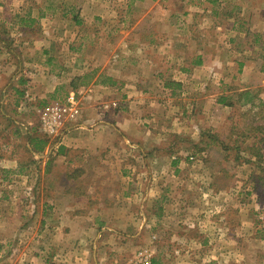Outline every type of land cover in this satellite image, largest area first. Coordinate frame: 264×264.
Instances as JSON below:
<instances>
[{"label":"crops","instance_id":"obj_1","mask_svg":"<svg viewBox=\"0 0 264 264\" xmlns=\"http://www.w3.org/2000/svg\"><path fill=\"white\" fill-rule=\"evenodd\" d=\"M22 2L25 34L0 37V244L12 239L0 264H130L150 235L151 264H264V128L227 147L237 112L264 111V0ZM62 91L80 94L83 113L51 146L33 109ZM112 101L126 108L103 113ZM212 154L231 157L229 177ZM34 179L36 255L15 239L34 230L14 221L16 189Z\"/></svg>","mask_w":264,"mask_h":264},{"label":"rangeland","instance_id":"obj_2","mask_svg":"<svg viewBox=\"0 0 264 264\" xmlns=\"http://www.w3.org/2000/svg\"><path fill=\"white\" fill-rule=\"evenodd\" d=\"M23 0H0V6L3 7V9L0 11V37H4L6 38L7 35H11V34H14L16 36H19V37H22L25 33L23 32L22 30V27L20 26V16H18L17 11H20V13H22V9H23V6H22V2ZM226 10V8H225ZM224 10V11H225ZM229 12V11H228ZM238 13V11H237ZM9 22L12 23V24H17L18 23V26H14L10 27V29L7 28L6 24ZM66 28L68 27L67 25H65ZM6 27V28H5ZM69 31V30H68ZM37 33H33V35L37 36L36 35ZM39 34V33H38ZM255 39H257L258 41V50H256V54H261L262 55V52H264V50L262 49L264 46V35H259L258 37H256ZM239 41V44L241 47H244L246 48L248 45H251V41H252V37H248V36H243L241 39L238 40ZM0 46H6V45H0ZM15 49V52L17 54L18 49L14 48ZM84 53V52H83ZM3 63H5L6 60H2ZM260 66H263L264 65V60H262L260 62ZM6 65V64H5ZM6 67V66H5ZM47 67V66H46ZM53 68V67H51ZM55 68V66H54ZM50 69V67H49ZM241 81V80H240ZM16 82H13L12 84H14ZM76 85H78V81L76 80L75 81ZM229 85V84H227ZM69 92H60L58 94V98H54V99H51V100H47L45 104H42V105H38L35 109H33L34 113L36 114L35 116L33 115V123H34V127L37 129V132L39 133L38 131V128H39V119H38V109H40L41 107L53 102V101H63L68 95ZM114 102V101H112ZM118 102V101H116ZM119 105H120V109L119 110H124L126 108V105L123 101L121 102H118ZM256 114H253V112H248L247 110H243L241 112H237L236 113V116L238 119V124L236 126V130L234 131V136H236V138H233V139H236V140H231V142L229 141L228 144H227V147H232V144L236 143L237 144V139H240L241 137V134L244 133V131H247L245 133H250L254 130H261L264 128V125H258L256 124L254 121H253V118L255 116H252V115H257V113L259 115H262L264 116V111H263V108L262 109H259V111L257 110V112H255ZM242 116V117H241ZM36 117V120L34 121V118ZM248 121V122H245ZM37 121V123H36ZM40 134V133H39ZM41 135V134H40ZM41 137L44 138L43 135H41ZM8 144H13L12 141H4L2 143L3 147L5 148H8L10 145H7ZM15 143V146L17 147H20V149H22L24 146H25V143L23 141H21L19 144L17 142H14ZM236 144H234L235 147ZM260 150V157L258 159H260L258 161L259 163V168H260V173L257 174L256 178L260 179L259 181L263 182L259 185V187H256L255 190H259L262 194L264 193V168L262 167V163L264 164V143L263 145L261 146H258ZM194 157V156H192ZM196 157V156H195ZM194 157V159H195ZM191 158V157H190ZM198 158V157H197ZM200 158V157H199ZM236 158V157H235ZM203 159V157H202ZM204 159H208V163H211L213 165H220L219 167H217V170H223V165L226 166V173H227V177L230 176V167L232 165L231 163V157L229 156H223L222 154L221 155H217V154H212V156H209L208 158H204ZM249 158H247L246 156H243V161L241 159H238V162L239 164H242L243 162L244 163H247ZM191 160V159H190ZM199 160V159H198ZM193 161H197L196 160H192L191 162ZM26 162V161H24ZM223 164V165H222ZM259 170V169H258ZM224 174V173H223ZM226 175L224 176V182H222L223 184L226 183L227 181V178ZM36 180L34 179V181H32L31 183V186L27 187V188H21V186H19L18 189H16V209L18 211L21 210L23 211V217L22 219L19 218V220H14L15 221V224L18 223V225L22 228H26V227H30L32 228L34 231V233L30 236H18L16 237V244L22 246L21 247V250L28 246L30 248V250L32 251L33 254H37L40 252L37 251L38 247L40 246V244L37 242L38 240V237L35 236L36 235V231H38V229H41L44 225L42 223V220L39 218L40 214L42 213V205L39 206V199L41 198L40 196V191L38 189V186L36 185ZM34 183V184H33ZM5 191V190H3ZM264 202V200L262 201ZM6 207V206H5ZM37 211L39 213V215H37ZM6 213V209H1L0 213ZM20 212V214H22ZM16 214V213H15ZM256 215L259 217L258 218V222L260 224V226L258 227L260 229V237L261 239L257 238L258 239V242L255 243L256 245V249L257 247H259V250H263L264 249V206H260L257 210H256ZM4 224V223H3ZM2 225V223L0 224ZM162 228H165L164 226ZM216 238V237H215ZM2 241V244L0 245H3L5 246V248H7V243L9 242L8 240H12V239H7L6 236H4L3 238L1 237ZM7 240V242H6ZM157 238H152L151 235L149 236V242H144L142 243V248L139 249L135 254V258H133L134 260H132L130 262V264H133L135 262V260L137 259V256L140 252H145L147 251V254L148 256L150 257V261L151 260V255H150V252L148 251L150 249V246H151V241H156ZM32 241V242H31ZM14 242V241H12ZM24 246V247H23ZM213 258L214 259H218L220 257V254L219 252H213L211 253ZM4 257L5 255H7V250L5 249L4 250V253L2 254Z\"/></svg>","mask_w":264,"mask_h":264},{"label":"built area","instance_id":"obj_3","mask_svg":"<svg viewBox=\"0 0 264 264\" xmlns=\"http://www.w3.org/2000/svg\"><path fill=\"white\" fill-rule=\"evenodd\" d=\"M102 112L119 110L120 105L114 101L103 103ZM39 119V133L49 141L51 146H56L72 126L80 119L83 113V102L77 91L68 93L63 101H53L37 111ZM195 160L194 157L190 158ZM133 264H151L147 251L140 252Z\"/></svg>","mask_w":264,"mask_h":264},{"label":"trees","instance_id":"obj_4","mask_svg":"<svg viewBox=\"0 0 264 264\" xmlns=\"http://www.w3.org/2000/svg\"><path fill=\"white\" fill-rule=\"evenodd\" d=\"M72 86L75 88V81H74V83H72ZM44 140H45L46 144L48 145L49 141L45 138H44Z\"/></svg>","mask_w":264,"mask_h":264}]
</instances>
